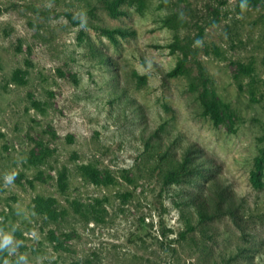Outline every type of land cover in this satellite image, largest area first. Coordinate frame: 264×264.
<instances>
[{"label": "rangeland", "instance_id": "obj_1", "mask_svg": "<svg viewBox=\"0 0 264 264\" xmlns=\"http://www.w3.org/2000/svg\"><path fill=\"white\" fill-rule=\"evenodd\" d=\"M0 233V264H264V0H0Z\"/></svg>", "mask_w": 264, "mask_h": 264}, {"label": "trees", "instance_id": "obj_2", "mask_svg": "<svg viewBox=\"0 0 264 264\" xmlns=\"http://www.w3.org/2000/svg\"><path fill=\"white\" fill-rule=\"evenodd\" d=\"M219 14H220V8H216L215 19L212 21V23L216 24L218 22ZM203 33H204V29L201 28V30L197 35V38L201 39ZM186 66H187L186 62H180L169 72L168 75L174 76L177 73L184 72L186 70ZM187 174H189L188 166L186 162H183L179 167L169 170L165 174H163V178H162L163 183L165 185H168L170 183H179L182 180V178ZM40 201H41V205H43L44 203L43 200Z\"/></svg>", "mask_w": 264, "mask_h": 264}, {"label": "clouds", "instance_id": "obj_3", "mask_svg": "<svg viewBox=\"0 0 264 264\" xmlns=\"http://www.w3.org/2000/svg\"><path fill=\"white\" fill-rule=\"evenodd\" d=\"M245 4H241V8H244ZM6 181L11 183L14 176L8 175L5 177ZM15 251L13 236L9 233H0V251ZM7 264V262H6ZM18 264H28L27 257L21 255L19 257Z\"/></svg>", "mask_w": 264, "mask_h": 264}]
</instances>
